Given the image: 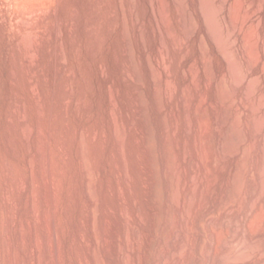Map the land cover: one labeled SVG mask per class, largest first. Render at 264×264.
<instances>
[{
	"label": "rangeland",
	"instance_id": "1",
	"mask_svg": "<svg viewBox=\"0 0 264 264\" xmlns=\"http://www.w3.org/2000/svg\"><path fill=\"white\" fill-rule=\"evenodd\" d=\"M234 1L236 0H228V6H226V8L222 6V0H216L214 2L217 6L219 5V8L222 7V11H218V17L222 22V26H224L223 30L226 33V37H229L231 40L236 39L234 45L235 49H233L235 53L238 52L236 58L238 57L237 59L240 61L241 65L243 64L242 71L244 75L242 79L240 78L241 80H239V78H236V80L234 78L231 62L228 61L229 59H226L227 56L224 55L223 48L221 51L218 42L215 41L214 37L212 38V29L206 22L204 11L201 12V0L185 1L187 10L191 16L193 15L192 17L196 24L195 27L197 28L194 27L193 33L195 34L192 33L193 36L190 41L193 52L189 57L183 59L184 61L181 63L178 71L182 74L184 70L186 71L189 68L192 62L201 58L199 45L201 40H204L206 48L209 50L207 56L211 58V65L213 66V68L211 67L213 73L210 72V75L214 76L212 78L210 76V78L214 80L211 82V85L209 84L210 86L205 84V79L203 80L205 83L203 81L200 82V85L202 84L200 88L201 94L194 93L195 98L192 105L199 102L201 104L203 101L199 115L202 117V112L205 114L209 111L205 114L206 116L203 115V117L209 116L212 119V100L215 86L221 78H224L228 81L226 82L227 87L229 85L230 90L233 89L229 91L232 92L231 94L237 99L236 104H239L240 109L244 111L240 127L238 128V132L241 134L242 138L240 149L246 150L249 148L251 150L248 149L249 152L246 150L249 156L243 173V178H245L242 183H244V185H242V190H240L242 193H239L235 203V206L240 205L241 209L237 217H233L232 219L229 216V218L232 219V221L229 219L230 223H236L238 221L237 223L240 225V227L237 226L236 228V231L240 228L236 234L239 235H237V240L240 239L239 242H241L246 238L245 235H249L248 233H251V231L256 229V231L253 232L256 238L259 230H264L263 215L262 218L261 215L259 216V220L258 218L254 219L253 225L255 228L252 226L254 230L244 224L246 223L248 215L249 203L253 194L256 193V189H252L254 187L253 183L258 180V166L264 165L261 164L264 163V74H262V70H260V65L253 69L249 67L247 60L241 53L239 40L235 35L231 36L230 34L231 16L229 7ZM244 2H250V0H244ZM59 3L61 5L59 18L62 29L60 44L64 53L62 55V61H60V63H62L59 65L60 75L55 82L54 73L56 63L54 32L58 0H0V264H9V247L5 241L7 183L6 174L4 173L9 162L13 165L15 177L19 178V176H23L22 178L30 183L31 189L33 191L35 190L33 192L35 200L37 201H35V204H38L35 206L36 213L32 214L29 212L26 206L27 196L24 194L21 201L22 203L17 211L18 226L13 230V240L18 256V264H30L31 261L30 253L32 239L28 226V220L30 218L36 220L35 223L37 224L36 235L38 238L36 237V240L39 248L40 264H52L51 259L53 257L50 254V248H52L51 245L53 244H55L53 246L55 247L54 249H56V255L54 256L55 258L59 257V260L55 259L56 264H79L78 258L80 257L84 258V261L88 260L89 252L87 244L89 242L90 233L87 220L85 222V219H87V199L84 192H82L83 172L81 171V164L78 160L80 153V145L78 144H80V134L82 132H85L86 135V142L90 152V161L95 170L94 178L97 185V192L95 191V194L97 193L96 198L98 199V206L96 207L94 228L97 230V232L95 231L96 237H98L97 233L99 231L100 238L97 239V252L99 253L97 254L96 252V254L98 255V262H101L100 264H119L116 250L121 247L122 242L124 244V241L121 240L120 237L123 235L122 232L125 222L122 216L123 202L124 199L127 198L126 203L129 205V207L127 205V213L129 214H127L128 217L126 216V218L128 219L129 225H136L139 230V236L141 233V237H138L141 239L139 242H141L140 245L142 244L141 248L143 249L142 251H144H141V254L143 253L146 257L143 264H155L156 257L154 253L156 252L155 246H157L158 240L156 232L160 227L159 224L162 223L161 221L164 219L163 212H165L166 202L164 190L165 183L161 174L163 162V142H161L162 128L160 114L153 97L152 85L146 80V74L143 75L142 79L140 78V82L132 80V82H130L127 79L129 70H127L128 63L126 64V62H128L129 59L128 56L124 54L125 45L123 36L125 33H127L130 38L132 37L131 50L134 56H138L137 33L130 26L129 22H127L129 20L127 9L128 0H59ZM169 3L171 4V0H169ZM119 7L121 8L120 10ZM18 21H24V25L21 22L18 24ZM26 22L27 25L25 24ZM127 25V29L130 28L128 30L130 31L129 33L127 29H125ZM177 32L178 34H182L179 26H177ZM33 38L35 39L33 40ZM36 39L37 42L35 41ZM37 43V46L40 45L39 48L35 45ZM28 44H31V53L34 50V54H37V49L40 50L37 55L40 57L35 67L31 66L30 61L24 58L26 57L24 54H26V47ZM94 46L96 48L95 51H93L92 48ZM12 69L14 73L19 74V84H16L14 81ZM258 70L260 71L258 72ZM74 74H76V77ZM260 74H262V76L259 81L257 80L252 90L249 86V83H251L250 80ZM32 76H36L35 80ZM179 80L180 86H187L188 80H185L183 75L179 77ZM249 90H251V94ZM39 91L40 93H38ZM38 94H41L43 97L42 104L36 101V98L38 100ZM136 94L138 95L139 104L142 108L144 107L142 119L144 121H140L136 112L133 111V109H136ZM202 94L206 95V97L202 98ZM205 99L207 100L205 101ZM18 103L26 106L27 112L29 111L28 122L32 130L29 142L26 143L25 140L20 139L21 142L18 144L21 149L20 158H16L12 155V146L8 136V129H10L8 115ZM113 103L115 105H113ZM248 105H252L253 107L250 109ZM51 109L54 110L55 114L52 127L53 133L50 137V155L53 171V186L55 189L54 230H56L53 236H51L52 238L47 235L49 234L48 230L50 226L47 225V222L44 223L45 225L42 222H45V220L47 221L49 217H46L47 215L45 214L48 212L46 211L47 196H44L46 195V180L45 176L41 174H45V171L43 170V172L40 166L41 144H43L41 141L46 138L50 129ZM67 110L68 116L66 114ZM113 113L116 114L122 126V132L123 129L125 132H123V137L125 136V139L123 138V150L125 151L124 162L128 169L127 176L122 175L118 167L122 166L123 160L121 156H118L120 155L118 146L113 143L114 141L112 142L113 137L111 138L114 125ZM140 122H143L142 125ZM139 126H142L145 131L143 141H141L137 132ZM94 130L98 132L97 153L90 139V135ZM66 132L67 138L65 146L70 152V159L65 157L61 148L63 145V135ZM108 134L110 135L109 139L111 143L105 144L103 141L104 138L101 137H105V135L109 137ZM212 134L214 135L212 136V140L215 142L212 143L211 140L210 146L213 148V153H215L218 151V145L215 139V132ZM211 144H214V146ZM244 147H246V149ZM117 161L118 163H116ZM148 169H152V171L156 173V188L154 187L155 191L153 193L154 199L156 200L153 202L156 204L154 205L155 208H153L154 206L151 208L150 204H148L147 193H145L148 181L145 179L148 178ZM119 177L121 180L118 179ZM217 180L218 181L212 186L213 188L211 187L208 196L209 201L207 202L210 205L218 202L223 191L222 184L224 177L220 175ZM111 181L114 183L113 190L109 188V182ZM116 186L118 188H116ZM119 188L121 192L118 191ZM121 193H123L125 197L124 195L122 196ZM10 195L13 200L16 198L15 191ZM162 206H164V208ZM263 211L264 210L261 212ZM156 212L157 214H155ZM192 212V216L197 218L198 212ZM21 220L22 226H20ZM249 229H251V231ZM23 232L25 233L24 237L27 238L24 239L25 241L21 239V234L24 235ZM149 233H152L151 237H149ZM130 235L131 234H129V238L132 237ZM263 236L264 234L261 235L260 239L257 238L258 243L252 245L253 247H248V257L245 255L246 257H242L243 260H240L236 264H253L261 262L260 258H264ZM38 239L40 242H38ZM52 239L54 241L53 244H51ZM260 242L262 245L259 244ZM147 246H149V248ZM201 258L202 256L196 250L194 255L188 259L187 264H199Z\"/></svg>",
	"mask_w": 264,
	"mask_h": 264
},
{
	"label": "bare ground",
	"instance_id": "2",
	"mask_svg": "<svg viewBox=\"0 0 264 264\" xmlns=\"http://www.w3.org/2000/svg\"><path fill=\"white\" fill-rule=\"evenodd\" d=\"M185 1L186 0H171V4H170L169 0L168 1L128 0L127 9H128L129 20L127 22H129L130 26L137 33L136 39H137L138 56H134L131 50L132 37L130 38L127 33H125L123 36V42L125 45L124 54H126L129 59V61L126 62V64L128 63V66L126 65L128 67L127 70H129V73L127 74L128 75L127 79L130 82L132 81L140 82V78L142 79L143 75L146 74V80L152 85L151 87L153 91V97L160 114V123L162 128L161 142H163L162 143L163 162L161 166V174L165 183L164 190H165L166 202H165V212H163L164 219L161 221L162 223L159 224L160 226L159 229L157 227L158 231L156 232L158 236L157 237L158 240H157V246H155L156 252L154 251L156 253V254L154 253L156 257L155 264H187L188 259L192 255H194L196 250L202 256L199 264H236L247 256V253L249 252V251L247 252V250L249 249L248 247L254 245L255 243H258L257 238L260 239L261 235L264 234V230L258 229L259 230L258 234L255 233L257 234V237L255 238L256 235L255 236L253 235V232L256 231V229L254 230L255 226L253 225V222L255 221L254 219L258 218L259 220L260 215L261 218L264 216V211L261 212L262 210H264V165L258 166L259 167L257 170L258 180L253 183L254 184L253 186L255 188L253 187L252 189V190L256 189L255 191L256 193L253 194L252 199L249 203L248 215H247L246 223H244L245 226L247 225V227L249 228L250 227L252 228L253 226L254 228H252V230L254 231H251V229H249L252 234L247 232L249 235L246 234L245 235L246 238L244 237L245 239H243L244 241L239 242L240 239L237 240L238 234L236 233L240 228H238L237 231L236 228L237 226L240 227V225L239 223H237L238 221L237 222L235 221L238 225L234 222L230 223V221H232L233 217L235 218L238 216L241 209V206L240 205L235 206V203L236 200L238 199L237 196H239V193H242L240 192V190H242L241 187L242 185H244V183L242 182H244V178H245V177L243 178V173L246 162L248 160L247 158L249 156L247 153L249 148L247 146L246 147L248 149L244 147L247 151L240 149L242 138H241V134L238 132L239 130L238 128L240 127L241 118L244 111L240 109L239 104H236L237 99L231 94L232 92H230L233 89L230 90L229 85L227 87L226 82L228 81L227 79L224 78H221V80L215 86L214 97L212 100V110H213L212 119L209 116L205 117L206 116L205 114H207L209 111L208 112L206 111L207 113L205 114L202 112V114L205 115L204 116L205 118L203 117V115L202 117L199 115L202 107L201 104L203 103V101L201 102V104L199 102L196 103L195 105H192L193 100L195 98L194 93L201 94L200 88L202 84L200 85V82L205 79L206 83L204 81L203 82L206 85L207 84L211 85V82L214 80V79L211 80V78L214 75L213 76L210 75V72H212L211 67L213 68V66L211 65L212 64L211 58L207 56L209 50H207L206 43L204 42V40L203 41L201 40L199 45L201 58L196 60L195 62H192L189 68L186 71L184 70L182 74H180L178 71L181 63L184 61L183 59L189 57V55H191V53L193 52L192 50L193 47L190 44V41L193 36L192 33L194 32L193 31L194 27L196 25L192 17L193 15L191 16V14L187 10ZM214 1L216 0H201V7H202L201 12L204 11L203 13L205 14L206 22L212 29V31L210 30L213 33L212 38L214 37L215 41L218 42V44L221 47L220 49L221 51L223 48L224 55L227 56L226 59H229L228 61L231 62L233 69L232 72L234 73L235 76L234 78L235 79L239 78V80H241L244 75L242 71L243 64L241 65L240 61L237 59L238 57L236 58V55H238L237 49H236L237 53H235L234 50L236 39L231 40L229 39V37H226V33L223 30L224 26H222V22L218 17L219 15L218 11L219 10L222 11L221 9L222 7L219 8L218 7L219 5L217 6ZM227 2L228 0H222V6L226 8V6H228ZM60 9H61V5L58 0L57 10H56V14H57L56 24H55V32H54L55 63H56V68L54 73L55 82L57 81L60 75L59 65L62 63V62L60 63V61H62L61 59L64 53L60 44V39L62 36L61 22L59 18ZM120 9L121 8L119 7V10ZM229 10L231 16V30H230L231 36L235 35L239 40L241 53L247 60L249 67L253 69L260 65L261 67L260 70H262V74H264V0H250V2H244V0H236L232 2L231 6L229 7ZM19 22H21L24 25L23 23L24 21L23 22L18 21V24ZM25 24L27 25V22ZM177 26L181 28L182 34H178ZM127 28L128 25L125 29ZM129 29H127V31ZM129 32L130 31H128V33ZM35 38H33V40ZM35 41L37 42V39ZM35 45L37 46L38 43ZM39 46L37 47L39 48ZM26 48H25L26 54H24L26 55V57L24 58L30 61L31 66L35 67L40 57L37 56L38 51L40 50L37 49V54H34L33 52L34 50H33L32 51L33 54H32L31 44H28ZM92 48L93 51L96 50L95 46ZM260 70H258V72ZM262 74L250 80L251 83H249L250 84L249 86L250 88H252V90L257 80L259 81ZM181 75H183V78L185 80H188L187 82L188 84L185 87H182L179 84L180 81L179 77ZM74 76L76 77V74H74ZM32 77H34L35 80L36 76H32ZM14 81L16 84H19L18 73H14ZM250 92L251 90H249V93ZM38 93H40V91ZM204 97H206V95L202 94V98ZM42 100H43L42 95L38 94V100L36 98V101H38L39 104H42L41 103ZM206 100L207 99H205V101ZM135 102H136V109H133V111L136 112L140 121H144L142 120L144 114L143 112L144 107L142 108V106L139 104V99L137 94L135 95ZM114 103L113 105H115ZM248 106H249L248 108L250 109L253 107L252 105H248ZM28 112L26 106L18 103V105L14 107L9 112L8 115L10 129H8L9 135L8 134L7 135L10 138V143L12 146V151H11L12 155L15 156L16 158H20L21 156V149L18 145L19 142H21L20 139L25 140L26 143L30 141L29 139L31 137L32 130L30 129L31 127H29ZM66 114L68 116V110L66 111ZM113 116H114L113 118L114 125L113 128L111 127L112 128L111 138L113 137V140L112 139L111 140L112 142L114 141L113 143H115L118 146V150L120 154L118 156H121L123 160L122 166H118V167L121 170L122 175L127 176L128 169L124 162L125 151L123 150L124 147L123 138L125 137V136L123 137L124 129L122 132V126L119 123L116 114L113 113ZM207 118L210 119L208 120ZM54 120H55V114H54V110H52L50 113V123H51L50 129L47 133L46 138H44L43 140L41 139L42 141L40 140L41 142H43V144H41L42 149L40 148L41 149L40 166L42 168V171L43 170L45 171V174L44 173L41 174L45 176V180H46V184H45L46 195L44 196H47V199L46 197L45 199L47 201L46 211H48L47 212L48 214L47 213L45 214L47 215L46 217H49L48 219L49 222L48 220L42 222L43 224L47 222L48 223L47 225L50 226L48 230L50 235L47 234L49 237L53 236L54 231H56L54 230L55 229L54 228L55 189L53 186V171L51 166V155H50V137L52 136L53 133L52 127ZM140 123L142 125L143 122ZM137 129L138 131L137 130L136 131L138 132L141 141H143L145 137V131L142 126H139V128ZM214 132H215V139L218 145L217 148L218 151H216L215 153H213L214 152L212 151L213 148H211L210 146L212 136H214L212 133ZM66 138H67V132L64 133L63 135V145L61 148L64 152L63 154H65V157L67 159H70L71 158L70 152L65 146ZM101 138H104L103 141L105 144H108L109 142L111 143L109 139L110 135L109 137L105 135V137H101ZM90 139L94 144V150H96L95 152L97 153L98 151L97 130H94L91 133ZM86 141L87 140H86L85 132H82L80 134V144H78L80 145V153L78 160L80 161L79 163L81 164V171L83 172L82 192H84L85 197L87 199L86 201L87 219H85V222L87 220V225L90 233L89 242L87 244L89 258L88 260L84 261L83 260L84 258L80 257L78 258V263L100 264L101 262L99 263L97 260V256H98L97 254L99 253L97 252L98 251L97 239L99 238V231L97 233L98 237H96L95 231L97 232V230H95L94 228L95 227L94 220L96 216L95 213L97 209L96 207L98 206V201H97L98 199L96 198L97 193L95 194L97 185L94 178L95 170L90 161V152ZM214 142L212 140V143ZM212 146H214V144ZM116 163H118V161ZM151 165L150 167L152 168ZM4 171H5L4 173L6 174V183H7V202H6L7 219L5 223V227H6L5 241L7 243V246L9 247L8 248L9 264H18V256L13 240L14 238L13 230L16 226H18L17 211L19 210V207L22 203L21 201L24 194L25 196H27L26 206L29 212H31L32 214L36 213L35 206L37 203L35 204L36 200L33 194L35 190L33 191L31 189L32 187L30 183L26 179L22 178L23 176L22 177L19 176V178L15 177L12 163L9 162ZM155 174L156 173L153 172L151 169L149 170V174L147 175L148 178L145 179L148 180L146 184L145 193H147V202L148 204H150L151 208L152 206L156 205L155 203H153L154 201H156L153 195L155 191L154 190L155 176H156ZM220 175L224 177V181L222 184L223 191L221 194V198L218 200L216 204L213 203V205H210L207 202L209 201L208 196L211 187L215 184L216 181H218L217 179ZM118 179L121 180L120 177ZM109 183H110L109 184L110 190H113L114 183L112 181ZM117 186L116 188H118ZM13 191H15V197H16V198L14 197L15 198L14 200L10 195L12 194ZM118 191H120V188ZM123 193H121L122 196L124 195ZM126 201L127 198H125L123 202L122 216L124 217L125 222H124V230L122 232L123 235H121L120 237V239L124 241V244L122 242V245L120 244L121 247L117 248L116 250L117 251L116 253L119 258L118 261L119 264H143L145 262L146 257L144 256L143 253H142L143 255L141 254V251L143 249L141 248L142 244L140 245L141 242H139V240L141 241V239L138 238L141 237V233L139 236V230L136 227V225H129L128 223V219L126 218V216L127 214H129L127 213L128 210L127 208L129 207V205L126 203ZM162 207L164 208V206ZM153 208H155V206ZM192 211L198 212L197 218L196 217L194 218L192 216L193 214ZM155 214H157V212ZM229 216L232 219H230ZM35 222L36 220H34L33 218H30L28 220L29 231L32 239L30 264H40L39 248L36 240L38 238V236L36 235L37 224ZM20 223H21L20 226H22V220ZM129 234H131L130 235L132 236L131 238H129ZM24 236L25 233L24 235L21 234L22 241L26 238ZM151 236L152 233H149V237ZM53 239L51 240L52 241L51 244H53L54 242ZM38 242H40L39 239ZM259 244H261V242ZM53 245H51L52 248L50 247L49 248L51 251L50 254L53 257L51 259L52 264H56L55 262L56 260H59L58 259L59 257L56 256L58 258H55L54 255H56L55 254L56 249H54L55 247ZM147 247L149 248V246ZM260 260H261L260 263L256 261L257 263H253V264H264V258L261 257Z\"/></svg>",
	"mask_w": 264,
	"mask_h": 264
}]
</instances>
